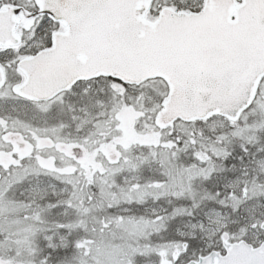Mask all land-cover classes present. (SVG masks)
I'll use <instances>...</instances> for the list:
<instances>
[{"label":"snow or ice","instance_id":"6c2138e0","mask_svg":"<svg viewBox=\"0 0 264 264\" xmlns=\"http://www.w3.org/2000/svg\"><path fill=\"white\" fill-rule=\"evenodd\" d=\"M0 264H264V0H0Z\"/></svg>","mask_w":264,"mask_h":264}]
</instances>
